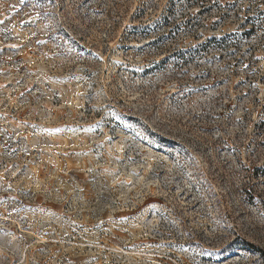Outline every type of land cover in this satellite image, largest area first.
<instances>
[{
	"label": "rangeland",
	"instance_id": "1",
	"mask_svg": "<svg viewBox=\"0 0 264 264\" xmlns=\"http://www.w3.org/2000/svg\"><path fill=\"white\" fill-rule=\"evenodd\" d=\"M258 250L264 0H0V264Z\"/></svg>",
	"mask_w": 264,
	"mask_h": 264
},
{
	"label": "trees",
	"instance_id": "2",
	"mask_svg": "<svg viewBox=\"0 0 264 264\" xmlns=\"http://www.w3.org/2000/svg\"><path fill=\"white\" fill-rule=\"evenodd\" d=\"M215 42H217V41H215ZM217 45H218V44H217ZM258 252H259L260 255H262V256L264 255V252H262V251H260V250H258Z\"/></svg>",
	"mask_w": 264,
	"mask_h": 264
}]
</instances>
